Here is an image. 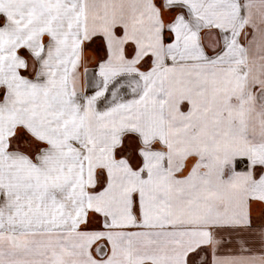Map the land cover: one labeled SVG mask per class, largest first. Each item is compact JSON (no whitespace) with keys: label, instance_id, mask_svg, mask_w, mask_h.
Wrapping results in <instances>:
<instances>
[{"label":"snow or ice","instance_id":"6c2138e0","mask_svg":"<svg viewBox=\"0 0 264 264\" xmlns=\"http://www.w3.org/2000/svg\"><path fill=\"white\" fill-rule=\"evenodd\" d=\"M0 264H264V0H0Z\"/></svg>","mask_w":264,"mask_h":264}]
</instances>
